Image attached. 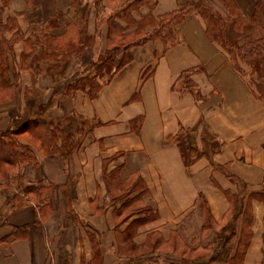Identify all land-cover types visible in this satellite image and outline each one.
<instances>
[{
  "label": "crops",
  "instance_id": "0c3cea01",
  "mask_svg": "<svg viewBox=\"0 0 264 264\" xmlns=\"http://www.w3.org/2000/svg\"><path fill=\"white\" fill-rule=\"evenodd\" d=\"M132 1L80 0L75 9L73 0H13L7 8L25 38L61 37L74 27L71 41L83 46L67 65L45 61L42 71H22L23 47L15 46V93L0 106V135L25 123L35 106L59 129L66 131V119L85 120L87 129L70 135L68 155L41 154L20 141L27 162L0 173V264H189L180 256L184 244L193 257L204 255L203 264H229L247 221L243 264H264V202L250 198L264 190V103L249 69H237L207 37L199 14L178 28L176 46L134 47L128 65L100 79L94 99L69 93L105 54L111 18ZM239 2L249 20L256 0ZM191 3L156 0L152 15ZM149 12L144 6L133 16ZM209 139L220 143L212 160L187 166L181 145L201 151ZM236 195L238 213L229 198ZM145 210L154 216L146 219ZM193 215L196 222L187 223Z\"/></svg>",
  "mask_w": 264,
  "mask_h": 264
},
{
  "label": "trees",
  "instance_id": "16d2710c",
  "mask_svg": "<svg viewBox=\"0 0 264 264\" xmlns=\"http://www.w3.org/2000/svg\"><path fill=\"white\" fill-rule=\"evenodd\" d=\"M12 1L0 0V106L8 103L14 97L15 80L18 75L14 59L17 44H21L23 47L19 63L22 71H26L28 68L33 71H42V64L45 61L48 65L53 64L54 66L59 65V68L63 67L70 62L71 58L81 54L83 46L71 41V32L74 27L66 30V33L61 37L43 33L39 36L34 34L25 38L24 34L16 29L14 19L6 16L7 8ZM24 1L28 6L35 4V0ZM75 2L79 3L80 0H73L72 6L76 9L79 4L74 5ZM210 2L209 6L201 4V6H197L194 3L183 5L177 11L156 19L152 15L156 0H133L115 17L111 18L105 54L94 63L88 75L80 77L69 85V93L82 90L91 99H94L102 88L100 79L111 78L128 65L132 60L131 50L134 47L155 40L164 42L167 49L176 46L178 44V28L189 15L199 14L205 25L207 37L234 58L237 69H240L239 63L249 69L257 97L264 100V0H256L254 10L249 17L250 22L261 31V34L259 36H246L235 45L229 44L225 32L228 23L232 24L235 31L241 32L243 29L246 17L241 10L239 0H210ZM213 4L219 9L214 7ZM144 6L150 9L149 14L136 20L133 16L134 13H139ZM150 28L153 29L151 34L147 33ZM30 97L31 93L28 95V98ZM38 110L43 114L45 109L39 107ZM33 112L28 113L27 118L29 119L18 128L8 130L0 135V173L6 168L9 169L27 162L26 156L20 151L22 147L20 145L21 140L28 144L27 147H33L38 153L45 155L55 153L68 155L73 149L74 141L69 133L56 127L53 121L42 115L38 117ZM209 140L212 144L214 143L211 139ZM179 141L180 139L177 142ZM61 142L62 144H60ZM187 145L190 151L188 155L194 158L193 161L205 156V152L197 154L198 149L193 142H189ZM209 151L214 154L215 147L212 148V151L209 148ZM188 155L185 154L186 161L189 159ZM239 187L244 192V186L239 185ZM229 198L235 204V211L238 213L241 208L238 195L229 196ZM250 198L264 202V190L251 193ZM144 212L146 219L154 216L148 210ZM246 213L247 211L244 212V214ZM246 227L247 231L239 239L234 257L228 260L229 264L244 263L245 254L252 237L251 223L247 221ZM235 237L236 230H232L229 235L224 237L222 242L225 246H229ZM188 250L189 247L184 244V250L180 256L184 258L187 255V261H190L189 264H203L201 260L204 255L193 257L194 252Z\"/></svg>",
  "mask_w": 264,
  "mask_h": 264
},
{
  "label": "rangeland",
  "instance_id": "374dc122",
  "mask_svg": "<svg viewBox=\"0 0 264 264\" xmlns=\"http://www.w3.org/2000/svg\"><path fill=\"white\" fill-rule=\"evenodd\" d=\"M178 1H179V3H182V4H183V2H185V0H178ZM191 2H193L197 6H201V5H203V6H209V4L206 1L202 2V0H191ZM213 6L216 7V8H218L214 4H213ZM260 34H261V31L254 24H252L248 19H245L244 25H243V29H242L241 32L235 31L233 29V27H232V24L228 23L227 24V27H226L225 37L228 40V42H229L230 45H235L236 43L242 41V39H244L246 36H259ZM179 87H181V85H179ZM262 102L264 103V100ZM35 107L34 108H31V109H28V111L24 115V118L25 117H28V113H32V111H34L33 114H35L38 117H41V115L43 116V114L40 113V110H38V108L37 107L35 108ZM33 117H35V116H33ZM71 120L72 119H66L65 120V129H66V131L70 135L75 136L76 133H77V130H78V128L80 126L83 127L84 130L87 129L86 127L83 126V124L85 125V120H84V122H79L78 121V122H74V123ZM184 134H185L184 135L185 136L184 141H187V136L188 135H187L186 131L184 132ZM207 141H208V144L206 146H204L201 151H198L197 154H200L202 152H205L206 154H205L204 157L207 158V159H209V160H212L213 153L212 154L210 153L209 148L211 149V151H212V148H214V147H215V149H220V143L214 142L212 144V142L210 140H207ZM188 147L189 146L186 145L185 143L183 145H181V149H182V151L185 152L186 156L190 152L188 150ZM188 160L186 161V162L189 163V164L187 163V166L188 165L192 166L193 163L195 162V161H193L194 158L191 157V156H189V159ZM245 191H246V189L244 187V192ZM195 216L196 215H193L187 223H191V222L195 223L196 222ZM139 252H141V251H139Z\"/></svg>",
  "mask_w": 264,
  "mask_h": 264
},
{
  "label": "bare ground",
  "instance_id": "6f19581e",
  "mask_svg": "<svg viewBox=\"0 0 264 264\" xmlns=\"http://www.w3.org/2000/svg\"><path fill=\"white\" fill-rule=\"evenodd\" d=\"M231 77H228V79H230Z\"/></svg>",
  "mask_w": 264,
  "mask_h": 264
}]
</instances>
